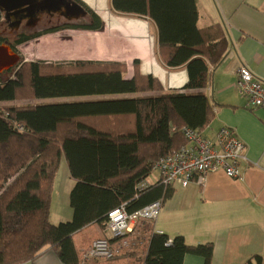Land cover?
Here are the masks:
<instances>
[{
	"label": "trees",
	"instance_id": "1",
	"mask_svg": "<svg viewBox=\"0 0 264 264\" xmlns=\"http://www.w3.org/2000/svg\"><path fill=\"white\" fill-rule=\"evenodd\" d=\"M76 1L90 23L0 36V45L8 44L18 55V46L44 35L102 31L101 19ZM111 7L148 17L157 29L162 64L183 68L187 82L166 92L156 78L140 74L137 61L130 79L122 63L81 60H21L2 73L11 74L9 79L3 81L0 74V264L33 262L46 251L62 264H80L88 250L80 247L83 230H102L108 213L120 206L130 214L173 195L172 186L147 182L154 165L187 144L183 129L203 132L222 107L211 103L205 89L228 42L218 23L197 28L196 0H111ZM92 97L111 98L67 101ZM62 161L74 181L72 218L54 225L50 207ZM124 238L131 246L117 260L93 264H183L186 255L211 264V243L190 246L181 236L170 239L155 232L153 222L139 223ZM246 264L264 260L255 256Z\"/></svg>",
	"mask_w": 264,
	"mask_h": 264
},
{
	"label": "crops",
	"instance_id": "2",
	"mask_svg": "<svg viewBox=\"0 0 264 264\" xmlns=\"http://www.w3.org/2000/svg\"><path fill=\"white\" fill-rule=\"evenodd\" d=\"M79 1L104 24L102 31H85L95 35L90 43L95 45L99 57L88 61L122 63L127 68L126 79L132 77L133 63L137 61L140 74L156 78L166 92L179 90L186 84L187 73L183 68L170 70L162 64L157 52V29L148 17L118 13L112 9L111 0ZM196 9L197 28L218 23L228 42L220 63L211 70L205 89L211 103L222 107L215 109L213 120L202 133L212 138L221 127L231 129L244 143L247 159L241 165L240 180L216 172L209 174L203 184L174 186L173 195L161 204L153 229L170 239L181 236L190 246L211 243V264H246L255 256L264 260V110L248 108L235 86L240 66L264 81V0H196ZM101 98L111 97L67 101ZM57 101L63 100L50 102ZM149 178V184L157 180V177L154 181ZM73 186L74 181L62 161L53 183L52 224L71 220L69 193ZM101 237L102 230L90 226L79 234L80 247L86 249ZM24 264L62 263L52 251H46ZM183 264H204V260L186 255Z\"/></svg>",
	"mask_w": 264,
	"mask_h": 264
},
{
	"label": "built area",
	"instance_id": "3",
	"mask_svg": "<svg viewBox=\"0 0 264 264\" xmlns=\"http://www.w3.org/2000/svg\"><path fill=\"white\" fill-rule=\"evenodd\" d=\"M236 77L237 93L247 107L264 110V81L257 79L245 66L238 68ZM183 134L187 144L154 165L157 180L172 187L185 188L192 182L203 184L209 174L216 172L231 179H241V165L247 159L246 148L231 129L221 127L212 138L187 128L183 129ZM144 186L140 185V188L144 189ZM160 210V202H154L130 214L124 206L110 211L102 237L93 241L83 253L80 264L110 262L121 256L131 246L124 237L133 235L139 223L154 222Z\"/></svg>",
	"mask_w": 264,
	"mask_h": 264
},
{
	"label": "rangeland",
	"instance_id": "4",
	"mask_svg": "<svg viewBox=\"0 0 264 264\" xmlns=\"http://www.w3.org/2000/svg\"><path fill=\"white\" fill-rule=\"evenodd\" d=\"M0 35H7L12 37L15 27L9 25L15 19L10 18L6 20L3 13L0 11ZM3 17V18H2ZM33 19L36 20L35 26L31 29H20L19 32L30 34L33 32L45 31V30H59L65 25L58 26L55 28H48L50 26H56L57 24H69V25H84L90 22L88 16L76 17L72 15H66L63 10L51 11V12H40L36 14ZM74 19V20H73ZM50 21V23L48 22ZM27 23V19H23V25ZM68 25V26H69ZM95 35H91L85 31L76 30H64L57 33L49 34L43 37L41 40H35L30 44L24 45L18 50V56L24 62H64V61H88L98 60L99 57L94 48V44H91L92 38ZM94 41V40H93ZM93 45V46H92ZM19 65V64H18ZM18 67V66H16ZM15 67V68H16ZM127 71V68H126ZM11 74H1L3 81L9 79ZM157 173L153 171L150 175V181L156 180ZM55 201V200H54ZM54 221V219H53ZM58 224V223H57ZM55 224V225H57Z\"/></svg>",
	"mask_w": 264,
	"mask_h": 264
},
{
	"label": "water",
	"instance_id": "5",
	"mask_svg": "<svg viewBox=\"0 0 264 264\" xmlns=\"http://www.w3.org/2000/svg\"><path fill=\"white\" fill-rule=\"evenodd\" d=\"M60 10H63L67 16H88L80 5L69 4L66 0H0V11L7 19L10 16L16 17L19 13H27L29 16H33L43 11ZM19 62V56L12 51L8 44L0 45V74L14 69Z\"/></svg>",
	"mask_w": 264,
	"mask_h": 264
},
{
	"label": "flooded vegetation",
	"instance_id": "6",
	"mask_svg": "<svg viewBox=\"0 0 264 264\" xmlns=\"http://www.w3.org/2000/svg\"><path fill=\"white\" fill-rule=\"evenodd\" d=\"M69 4H72V3H76V4H78V5H80L84 10H85V8L79 3V2H77L76 0H66ZM86 11V10H85ZM40 13V12H39ZM38 14V13H37ZM70 14V13H69ZM36 15V14H35ZM35 15H33V16H29L27 13H19L16 17H12V16H10V17H8V19L7 18H5L6 20H10V18H14L15 20L13 21V22H10L9 23V25L11 26V27H15V30H14V32H13V35H11V36H16V35H18V34H22V32H19L20 31V29L22 28V29H25V28H27V29H31L32 27H34L35 26V23H36V20L35 19H33V17L35 16ZM88 18H89V20H90V17H89V15H88ZM23 19H27V23L25 24V25H23ZM1 20V19H0ZM19 22V23H18ZM49 23H50V21H48ZM90 23V22H89ZM62 25H69V24H57L56 26H50V27H48L49 29L50 28H55V27H58V26H62ZM21 29V30H22ZM39 32H41V31H39ZM39 32H33V33H30V34H36V33H39ZM25 34V33H24ZM0 36H5V35H0ZM5 37H7V35L5 36ZM10 37V36H9Z\"/></svg>",
	"mask_w": 264,
	"mask_h": 264
},
{
	"label": "bare ground",
	"instance_id": "7",
	"mask_svg": "<svg viewBox=\"0 0 264 264\" xmlns=\"http://www.w3.org/2000/svg\"><path fill=\"white\" fill-rule=\"evenodd\" d=\"M4 16V15H3ZM3 18V17H2ZM74 20V19H73ZM140 237V236H139ZM133 238V237H132ZM138 238V237H137ZM137 238H136V240H137ZM133 239H135V238H133ZM129 240V239H128ZM132 240V239H131ZM135 240V241H136ZM140 240H142V239H140ZM140 240H137L138 242L140 241ZM132 242V241H131ZM143 243V242H142ZM138 244V243H137ZM90 245H91V243H90ZM140 245V244H139ZM89 248V247H88ZM85 250V249H84ZM83 251V250H82ZM81 254H82V252H81ZM125 253H123V255H124ZM122 255V254H121ZM127 255H129V254H127ZM80 257V256H79ZM125 257V256H124ZM122 258V257H121ZM80 259V258H79ZM117 260V259H116ZM115 260V261H116ZM121 260V259H120ZM120 260H119V262H120ZM123 260V259H122ZM100 262V261H99ZM106 263V262H105ZM112 263V262H111ZM117 263V262H116ZM108 264V263H107ZM110 264V263H109Z\"/></svg>",
	"mask_w": 264,
	"mask_h": 264
}]
</instances>
